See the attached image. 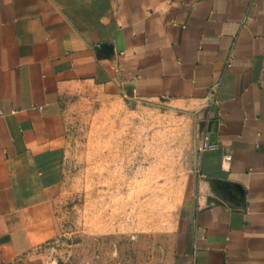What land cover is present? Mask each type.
<instances>
[{
	"label": "crops",
	"instance_id": "0c3cea01",
	"mask_svg": "<svg viewBox=\"0 0 264 264\" xmlns=\"http://www.w3.org/2000/svg\"><path fill=\"white\" fill-rule=\"evenodd\" d=\"M82 87L188 106L218 145L156 264H264V0H0V264H45L20 256L25 215L56 195Z\"/></svg>",
	"mask_w": 264,
	"mask_h": 264
},
{
	"label": "rangeland",
	"instance_id": "374dc122",
	"mask_svg": "<svg viewBox=\"0 0 264 264\" xmlns=\"http://www.w3.org/2000/svg\"><path fill=\"white\" fill-rule=\"evenodd\" d=\"M60 109L56 195L25 215L21 258L160 263L172 250L197 167L199 115L185 105L137 103L90 87L63 94Z\"/></svg>",
	"mask_w": 264,
	"mask_h": 264
},
{
	"label": "built area",
	"instance_id": "2783aa9c",
	"mask_svg": "<svg viewBox=\"0 0 264 264\" xmlns=\"http://www.w3.org/2000/svg\"><path fill=\"white\" fill-rule=\"evenodd\" d=\"M217 148H218L217 143L211 142L209 137L205 133L200 134L197 145L198 153L201 154L204 152H212L217 150ZM230 160H231L230 155H226L222 158V164L225 165L229 163Z\"/></svg>",
	"mask_w": 264,
	"mask_h": 264
},
{
	"label": "water",
	"instance_id": "95a60500",
	"mask_svg": "<svg viewBox=\"0 0 264 264\" xmlns=\"http://www.w3.org/2000/svg\"><path fill=\"white\" fill-rule=\"evenodd\" d=\"M213 182H214V184L216 185V187H217L219 190H223L224 188L226 189V188L229 187V184L226 183V182H221V181H217V180H215V181H213Z\"/></svg>",
	"mask_w": 264,
	"mask_h": 264
}]
</instances>
